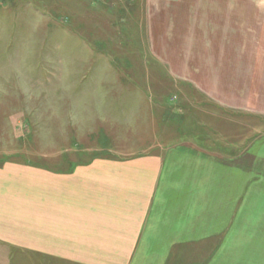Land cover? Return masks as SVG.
<instances>
[{
  "label": "crops",
  "instance_id": "obj_1",
  "mask_svg": "<svg viewBox=\"0 0 264 264\" xmlns=\"http://www.w3.org/2000/svg\"><path fill=\"white\" fill-rule=\"evenodd\" d=\"M150 12V53L170 76L264 120L263 0L163 1ZM223 148L235 154L158 143L65 170L2 152L0 262L264 264V172L254 173L264 144L242 159L237 142Z\"/></svg>",
  "mask_w": 264,
  "mask_h": 264
},
{
  "label": "rangeland",
  "instance_id": "obj_2",
  "mask_svg": "<svg viewBox=\"0 0 264 264\" xmlns=\"http://www.w3.org/2000/svg\"><path fill=\"white\" fill-rule=\"evenodd\" d=\"M163 1L178 0H0V154L65 170L158 143L234 155L223 145L237 142L252 158L264 120L211 105L150 53Z\"/></svg>",
  "mask_w": 264,
  "mask_h": 264
}]
</instances>
